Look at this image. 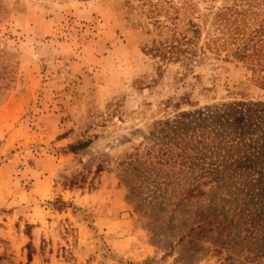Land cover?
<instances>
[{
    "label": "rangeland",
    "instance_id": "obj_1",
    "mask_svg": "<svg viewBox=\"0 0 264 264\" xmlns=\"http://www.w3.org/2000/svg\"><path fill=\"white\" fill-rule=\"evenodd\" d=\"M237 103L264 0H0V264H264V136L176 126Z\"/></svg>",
    "mask_w": 264,
    "mask_h": 264
},
{
    "label": "trees",
    "instance_id": "obj_2",
    "mask_svg": "<svg viewBox=\"0 0 264 264\" xmlns=\"http://www.w3.org/2000/svg\"><path fill=\"white\" fill-rule=\"evenodd\" d=\"M166 50L171 58L186 53L185 50H180V46L174 44ZM157 51H160V47ZM176 58L178 59V56ZM181 118L182 121L176 126L182 130H187L194 124L200 129L209 128L210 125L217 132H241L242 135L260 132L264 136V103H237L215 109L208 108L203 112L184 115Z\"/></svg>",
    "mask_w": 264,
    "mask_h": 264
}]
</instances>
